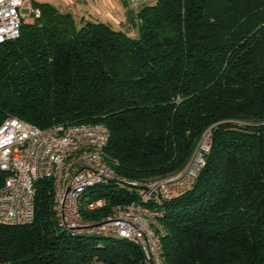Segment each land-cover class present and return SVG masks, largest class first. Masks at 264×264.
<instances>
[{
    "label": "trees",
    "instance_id": "1",
    "mask_svg": "<svg viewBox=\"0 0 264 264\" xmlns=\"http://www.w3.org/2000/svg\"><path fill=\"white\" fill-rule=\"evenodd\" d=\"M0 44V124H104L116 172L146 183L182 170L211 128L205 166L163 204L165 264H264V0H155L137 28L76 19L48 3ZM6 174L0 171V184ZM98 222L137 190L87 191ZM35 218L0 225V264H144L133 242L57 225L53 182L35 184Z\"/></svg>",
    "mask_w": 264,
    "mask_h": 264
},
{
    "label": "built area",
    "instance_id": "2",
    "mask_svg": "<svg viewBox=\"0 0 264 264\" xmlns=\"http://www.w3.org/2000/svg\"><path fill=\"white\" fill-rule=\"evenodd\" d=\"M138 0H125L128 10H137ZM35 0H0V44L19 38L28 15L40 17ZM109 129L100 123L54 125L40 129L14 117L0 124V225H29L35 218V184L53 182L57 225L71 234L127 240L138 245L144 264H165L159 244L164 234L163 204L190 186L205 166L210 135L201 141L186 166L172 176L146 183L131 181L118 174V162L106 154ZM113 184L137 190L138 201L114 205L110 215L98 222L84 221L81 211L92 212L102 202L86 196L87 191Z\"/></svg>",
    "mask_w": 264,
    "mask_h": 264
},
{
    "label": "rangeland",
    "instance_id": "3",
    "mask_svg": "<svg viewBox=\"0 0 264 264\" xmlns=\"http://www.w3.org/2000/svg\"><path fill=\"white\" fill-rule=\"evenodd\" d=\"M47 1L50 2L51 4H53V6H55L56 8H58L62 12H67V11L70 12L77 20L80 19L81 17H84L86 19L92 18V20L93 19L101 20V18L99 16H97V13H99V11H105L107 9H110V4L112 2V3H114L115 7L118 8V10H119V12L123 18L121 26L116 23V24H114L115 28L116 29H123V30H125L126 28H130V33L133 36L137 35V28L136 27H132V28L130 27L131 24L129 23V20L127 18L129 15L128 8L125 7V5L122 3L121 0H47ZM154 1L155 0H144V1L138 0L137 5L139 7H142L143 5H149L150 3H153ZM126 12H127V14H126ZM19 13L21 15H28V21L31 20V16L29 15L30 13H29V10L27 8H21L19 10ZM208 134L209 135L211 134V128L206 129L202 133V135H201L200 139L198 140L197 145H196L193 153L191 154L190 158L194 155V153L198 149L199 144L201 143V141L203 139H205V137ZM190 158H189V160H190ZM172 175H168V176H172ZM168 176H166V177H168Z\"/></svg>",
    "mask_w": 264,
    "mask_h": 264
},
{
    "label": "crops",
    "instance_id": "4",
    "mask_svg": "<svg viewBox=\"0 0 264 264\" xmlns=\"http://www.w3.org/2000/svg\"><path fill=\"white\" fill-rule=\"evenodd\" d=\"M121 1L125 5V7L127 8L125 0H121ZM35 3H48V4H51L47 0H35ZM51 5H53V4H51ZM126 14H127V12H126ZM97 16H99L102 21H105V22H108L109 24H111L114 28H115L114 24H116V23L121 26V23H122V20H123L122 15L120 14L118 8L115 7L114 3H112V2L110 4V9H107L105 11H99V13H97ZM30 22H32V20L27 21L26 23H30Z\"/></svg>",
    "mask_w": 264,
    "mask_h": 264
}]
</instances>
